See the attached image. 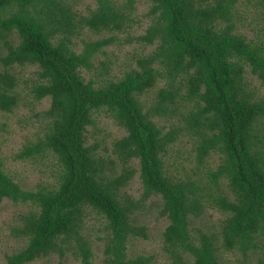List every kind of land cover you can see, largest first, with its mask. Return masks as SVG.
I'll return each mask as SVG.
<instances>
[{
  "label": "trees",
  "instance_id": "obj_1",
  "mask_svg": "<svg viewBox=\"0 0 264 264\" xmlns=\"http://www.w3.org/2000/svg\"><path fill=\"white\" fill-rule=\"evenodd\" d=\"M145 1L150 3V24L135 41L156 44L154 49L136 58L120 79L98 81L84 79L81 70H90L94 56L114 38L82 41L77 53L72 37L84 28L93 33L123 31L134 0L123 7L96 0V10L87 16L75 14L61 0H0V111L10 113L18 104L16 79L9 72L14 65L36 66L31 94L36 101L50 99L44 137L16 158L51 153L62 168L57 189L23 190L5 173L0 145V203L7 199L37 207L21 215L17 233L27 245L6 256V264H29L52 253L62 257L71 249L82 264H90V242L81 233L85 208L106 222L104 264H148L149 257H128L126 243L131 236L146 237L133 221L140 202L149 198L161 201L160 214L168 220L163 240L174 264H223L219 249H236L243 257L262 249L264 98L250 97L244 75L248 68L264 85V44L234 32L239 0ZM257 1L264 5V0ZM12 34L17 45L8 39ZM160 80L164 86L145 110L139 98ZM178 100L194 104L181 110ZM97 111L112 116L126 133L113 143L114 159L108 162L97 145H85L86 128ZM167 113L179 122L162 132L152 116ZM179 136L195 139L200 165L210 151L222 155L220 165L206 175L216 190L224 180L233 196L229 201L218 191L217 206L225 218L218 231L199 232L197 238L188 226L189 217L198 216L203 205L198 189L193 181L169 177L163 166L162 155ZM131 160L138 162L142 185L136 203L119 195L135 173L127 166ZM116 162L119 174L114 172ZM255 262L264 264V250Z\"/></svg>",
  "mask_w": 264,
  "mask_h": 264
},
{
  "label": "rangeland",
  "instance_id": "obj_2",
  "mask_svg": "<svg viewBox=\"0 0 264 264\" xmlns=\"http://www.w3.org/2000/svg\"><path fill=\"white\" fill-rule=\"evenodd\" d=\"M61 1L77 15L87 16L97 8L96 0ZM112 3L123 7L127 5V0H112ZM149 8V2L134 0L131 20L121 32L93 33L87 28L78 30V33L72 37L71 44L77 53L82 49V41L114 38L112 44L102 48L94 56L90 70H81L84 79L118 80L126 71L135 66L136 58L146 55L154 49L156 44L150 46L135 41V38L145 33L150 24V18L146 15ZM235 11L238 14V20L234 32L251 42L264 44V5L258 3L257 0H239L235 4ZM8 39L13 45H17L18 39L15 35H10ZM5 52L3 50V55ZM103 68L106 69V74H104ZM9 72L16 79L13 93L18 96V104L10 113L0 111V145L4 171L23 190L32 192L55 190L58 187L62 168L51 153L25 160L16 158V154L26 146L44 137L45 128L49 122V119L44 116V112L49 108L50 99L44 98L36 101L31 94V88L37 78L36 66L14 65L9 68ZM244 79L246 91L253 100L260 99L259 97L264 98V85L250 75L248 68H245ZM163 86L164 80H160L152 90L139 98L145 110L153 103L157 90ZM177 102L181 110L194 104L190 101L180 102L178 100ZM93 116V125L86 128L85 145H97L98 154L108 162L114 159L111 153L113 143L125 136L126 133L106 112L97 111ZM152 117L162 132L168 131L171 126L179 122L176 116L168 113L165 117ZM258 128L261 129V124L258 125ZM262 140L264 141V138ZM194 142L195 139L188 138V136L177 137L176 141L168 146L162 155V160L166 175L175 180L193 181L198 189L197 192L201 196L200 200L203 205L198 216L189 217L188 226L190 235L197 238L199 232L218 231L225 218V214L217 206L218 191L229 201H233V196L224 180H220L221 183L216 190L215 186L210 185L206 175L208 171L216 170L221 163L222 155L216 151H210L200 165L196 161ZM261 150L264 156V142L261 143ZM127 166L133 168L135 173L128 184L121 188L119 195L124 201L130 200L136 203L140 200L142 193L138 162L131 160ZM120 169L121 166L116 162L115 174H119ZM29 211L36 212L37 207L29 203H13L7 199L0 203V264H6V256L22 250L27 245L26 238L18 235L17 229L21 224V215ZM160 211L161 201L158 198H149L140 202L139 209L134 214L133 225L142 228L146 237L131 236L127 240L126 253L128 257L141 255L150 258L148 264H174L163 240V232L168 225V220L161 216ZM81 233L90 242L92 252L90 264H104V251L107 244L106 222L94 211L85 208ZM261 248L264 250V238ZM262 249H258L255 254L248 253L247 257H243L236 249L229 252L219 249V257L223 264H256L255 260L263 251ZM186 256L187 254H184L183 257ZM29 264H82V262L76 249H71L65 251L62 257L57 253H52Z\"/></svg>",
  "mask_w": 264,
  "mask_h": 264
}]
</instances>
